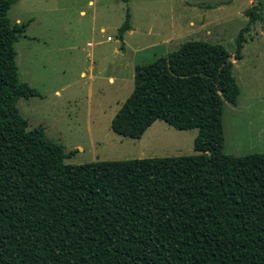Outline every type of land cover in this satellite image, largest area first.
<instances>
[{
    "label": "trees",
    "instance_id": "1",
    "mask_svg": "<svg viewBox=\"0 0 264 264\" xmlns=\"http://www.w3.org/2000/svg\"><path fill=\"white\" fill-rule=\"evenodd\" d=\"M15 2L0 0V264H264V153L223 152V106L240 93L224 47L186 41L135 65L110 122L135 140L157 120L196 129V154L69 165L17 109L39 93L18 78L14 46L28 23L10 22ZM244 13L234 60L254 24L264 33V2ZM130 29L127 9L122 44Z\"/></svg>",
    "mask_w": 264,
    "mask_h": 264
},
{
    "label": "rangeland",
    "instance_id": "2",
    "mask_svg": "<svg viewBox=\"0 0 264 264\" xmlns=\"http://www.w3.org/2000/svg\"><path fill=\"white\" fill-rule=\"evenodd\" d=\"M258 1V0H257ZM253 0L252 5L256 2ZM262 3L264 0H260ZM248 0H16L11 23H28L15 43L18 78L39 96L20 99L28 130L38 126L68 155L65 164L191 156L197 130L154 122L138 140L110 122L133 90L135 65H148L186 41L219 44L229 53L240 93L224 103L225 154L264 153V33L245 34L241 59L235 40L248 18ZM130 13V31L117 29ZM109 38V39H108Z\"/></svg>",
    "mask_w": 264,
    "mask_h": 264
},
{
    "label": "crops",
    "instance_id": "3",
    "mask_svg": "<svg viewBox=\"0 0 264 264\" xmlns=\"http://www.w3.org/2000/svg\"><path fill=\"white\" fill-rule=\"evenodd\" d=\"M252 2H253L252 0H248L247 4H249V6H251Z\"/></svg>",
    "mask_w": 264,
    "mask_h": 264
},
{
    "label": "built area",
    "instance_id": "4",
    "mask_svg": "<svg viewBox=\"0 0 264 264\" xmlns=\"http://www.w3.org/2000/svg\"><path fill=\"white\" fill-rule=\"evenodd\" d=\"M109 39V38H108Z\"/></svg>",
    "mask_w": 264,
    "mask_h": 264
}]
</instances>
